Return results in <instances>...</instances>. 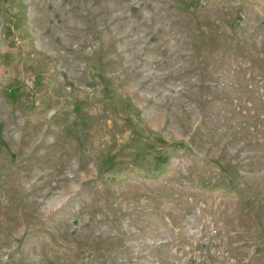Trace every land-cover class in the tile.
Instances as JSON below:
<instances>
[{
    "label": "rangeland",
    "instance_id": "1",
    "mask_svg": "<svg viewBox=\"0 0 264 264\" xmlns=\"http://www.w3.org/2000/svg\"><path fill=\"white\" fill-rule=\"evenodd\" d=\"M0 264H264V0H0Z\"/></svg>",
    "mask_w": 264,
    "mask_h": 264
}]
</instances>
